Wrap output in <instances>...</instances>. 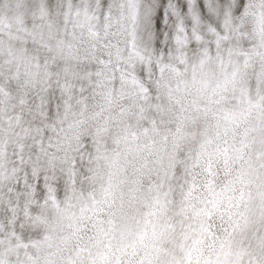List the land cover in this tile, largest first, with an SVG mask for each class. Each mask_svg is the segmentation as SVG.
I'll return each instance as SVG.
<instances>
[{
    "label": "snow or ice",
    "instance_id": "obj_1",
    "mask_svg": "<svg viewBox=\"0 0 264 264\" xmlns=\"http://www.w3.org/2000/svg\"><path fill=\"white\" fill-rule=\"evenodd\" d=\"M0 264H264V0H0Z\"/></svg>",
    "mask_w": 264,
    "mask_h": 264
}]
</instances>
